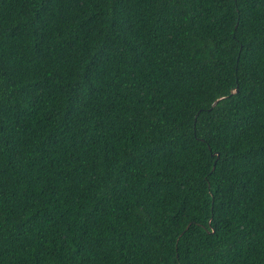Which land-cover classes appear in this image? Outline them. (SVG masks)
<instances>
[{"label":"trees","instance_id":"16d2710c","mask_svg":"<svg viewBox=\"0 0 264 264\" xmlns=\"http://www.w3.org/2000/svg\"><path fill=\"white\" fill-rule=\"evenodd\" d=\"M0 264H264V0H0Z\"/></svg>","mask_w":264,"mask_h":264},{"label":"water","instance_id":"95a60500","mask_svg":"<svg viewBox=\"0 0 264 264\" xmlns=\"http://www.w3.org/2000/svg\"><path fill=\"white\" fill-rule=\"evenodd\" d=\"M237 91V89H235V91L234 92H236ZM218 101L219 100H216L214 103H213V105L212 106H215L217 103H218Z\"/></svg>","mask_w":264,"mask_h":264}]
</instances>
